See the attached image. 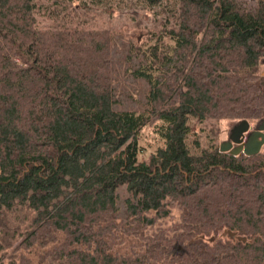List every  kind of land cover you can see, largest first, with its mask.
Listing matches in <instances>:
<instances>
[{"label": "trees", "instance_id": "obj_1", "mask_svg": "<svg viewBox=\"0 0 264 264\" xmlns=\"http://www.w3.org/2000/svg\"><path fill=\"white\" fill-rule=\"evenodd\" d=\"M43 1L0 0V264H264V154L185 141L264 113V0H119L139 40Z\"/></svg>", "mask_w": 264, "mask_h": 264}, {"label": "rangeland", "instance_id": "obj_2", "mask_svg": "<svg viewBox=\"0 0 264 264\" xmlns=\"http://www.w3.org/2000/svg\"><path fill=\"white\" fill-rule=\"evenodd\" d=\"M43 2L47 7V12H50L51 8L58 12L52 22L46 17H42L40 22L43 25L103 27L127 34L132 39L138 38V40L146 29L158 28L160 20H164L166 16L165 12H161V7L144 9L142 8L143 4L139 1L135 2L133 7H128L126 1L119 0H65L62 1V4L67 5L64 9H61L62 4L59 1L46 0ZM37 5L41 10L43 5ZM163 8L166 9V6ZM261 69L264 70V65L261 66ZM235 122L236 120L228 119L199 121L190 117L188 119L190 131L185 140L188 152L195 155L199 154L201 150L218 147L219 142L225 140L229 128ZM261 154L263 153L261 152Z\"/></svg>", "mask_w": 264, "mask_h": 264}, {"label": "flooded vegetation", "instance_id": "obj_3", "mask_svg": "<svg viewBox=\"0 0 264 264\" xmlns=\"http://www.w3.org/2000/svg\"><path fill=\"white\" fill-rule=\"evenodd\" d=\"M259 84H260V86L264 90V70L263 69L260 70ZM238 121H240V120H238ZM238 121H236L233 125L237 124ZM246 121H247V124H248V127H247L246 131L243 132L237 138L238 141L240 140L239 142L231 143V145L228 148V151L229 150H234L235 152L237 151L236 154H231V155H241V154L244 155V156H252V155H255V154L245 155L243 153L242 148L239 149L240 146H243L246 143V141L248 142V140L251 139V140H255V141H260L261 142L260 143V146L258 148V152H256V154H261V152L264 154V152H263L264 151V129L258 131V127H260V126L261 127H264V113L258 119H255V120H246ZM231 127L229 128V130H228V132L226 134L225 140H222L220 142H226V141H228V137H229V134H230ZM235 139H236V137H235ZM252 147H253V144L250 146V149H252ZM226 153L230 154L227 151H226Z\"/></svg>", "mask_w": 264, "mask_h": 264}, {"label": "water", "instance_id": "obj_4", "mask_svg": "<svg viewBox=\"0 0 264 264\" xmlns=\"http://www.w3.org/2000/svg\"><path fill=\"white\" fill-rule=\"evenodd\" d=\"M248 127V124H247V121L245 119H242L240 121H238L237 124L233 125L230 129V134H229V137H228V141L226 142H220L219 145H218V149L219 151H222V152H229L230 154H236L237 151L235 152L234 150H229L228 151V148L229 146L231 145V143H236V142H239L237 140V138L243 133L246 131ZM264 129V127H258V131L259 130H262ZM261 134V133H260ZM236 137V139H235ZM252 141V142H251ZM254 141V142H253ZM260 141H255V140H248V142L246 141V143L243 145V146H240L239 149L242 148L243 150V153L245 155H251V154H256V152H258V148L260 146ZM253 144V147L252 149H250V146ZM249 147V148H248ZM225 234V231L222 232V235ZM229 236L230 237H234V233H229ZM212 239V238H211Z\"/></svg>", "mask_w": 264, "mask_h": 264}]
</instances>
